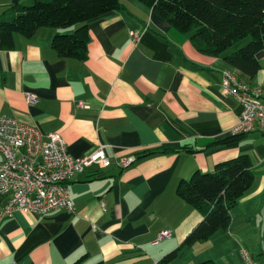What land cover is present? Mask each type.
Masks as SVG:
<instances>
[{
	"label": "crops",
	"instance_id": "crops-1",
	"mask_svg": "<svg viewBox=\"0 0 264 264\" xmlns=\"http://www.w3.org/2000/svg\"><path fill=\"white\" fill-rule=\"evenodd\" d=\"M15 3L0 0V16ZM121 3L89 22L84 60L61 57L52 47L55 34L77 26L41 27L32 37L16 34L15 47L0 50V115L36 125L44 134L60 133L73 157L104 145L114 162L108 168L92 166L69 181L74 211L61 207L44 215L18 210L2 215L8 197L0 192V264H74L85 255L86 264H159L178 249L169 264L217 259L212 244L229 238L221 230L207 241L183 246L203 216L177 193L180 182L248 154L255 178L236 206L253 213L254 201L264 197V131L208 147L232 135L243 109L225 93L223 71L230 69L257 87L264 83V53L258 55L263 69L251 77L230 67L223 55L197 50L190 33L180 32L144 2ZM27 93L37 100L29 103ZM165 146L199 151L155 153L127 167L116 164L124 156ZM164 229L171 235L154 244ZM239 246L243 253L246 248Z\"/></svg>",
	"mask_w": 264,
	"mask_h": 264
},
{
	"label": "trees",
	"instance_id": "trees-1",
	"mask_svg": "<svg viewBox=\"0 0 264 264\" xmlns=\"http://www.w3.org/2000/svg\"><path fill=\"white\" fill-rule=\"evenodd\" d=\"M182 33H190L200 52L224 56L225 62L251 77L263 69L258 55L264 52V0H140ZM121 0H17L0 16V50L15 47L16 34L32 37L41 27L74 30L55 34L52 47L65 58L84 60L88 54L89 22L120 9ZM250 40L243 43V40ZM230 49H233L229 52ZM232 134L208 147L240 140ZM207 147V148H208ZM197 152L193 147L165 146L143 151L138 158L155 153ZM255 174L248 154H240L217 164L213 171H196L183 180L177 193L203 216L185 237L183 246L209 240L219 230H228L232 209L251 189ZM179 250V249H178ZM178 250L167 253L159 264H169ZM86 255L74 264H86ZM197 264H218L213 259Z\"/></svg>",
	"mask_w": 264,
	"mask_h": 264
},
{
	"label": "built area",
	"instance_id": "built-area-1",
	"mask_svg": "<svg viewBox=\"0 0 264 264\" xmlns=\"http://www.w3.org/2000/svg\"><path fill=\"white\" fill-rule=\"evenodd\" d=\"M135 40L139 35L132 33ZM223 88L241 103L243 109L232 134L264 131V83L251 87L238 79L230 69L223 71ZM27 101L34 103L36 95L27 93ZM81 105L84 103L81 101ZM0 192L8 200L2 215L14 211L47 214L57 208L74 211L69 181L92 166L108 168L114 162L106 154L104 145L80 157H73L60 133L44 134L36 125L20 122L13 116L0 115ZM138 159L133 153L119 159L116 164L127 167ZM171 235V230H161L154 244ZM249 264L254 263L249 252L243 249Z\"/></svg>",
	"mask_w": 264,
	"mask_h": 264
},
{
	"label": "rangeland",
	"instance_id": "rangeland-1",
	"mask_svg": "<svg viewBox=\"0 0 264 264\" xmlns=\"http://www.w3.org/2000/svg\"><path fill=\"white\" fill-rule=\"evenodd\" d=\"M247 37L243 40L246 43ZM254 205V206H253ZM253 213L244 211L246 206L238 205L232 210V224L228 231L221 230L220 233L229 234L227 241L218 242L212 247L217 252L218 264H249L240 250L242 244L249 252L256 264H264V197L260 195L254 201ZM216 236L214 241H219ZM233 240L235 242H233Z\"/></svg>",
	"mask_w": 264,
	"mask_h": 264
},
{
	"label": "water",
	"instance_id": "water-1",
	"mask_svg": "<svg viewBox=\"0 0 264 264\" xmlns=\"http://www.w3.org/2000/svg\"><path fill=\"white\" fill-rule=\"evenodd\" d=\"M264 52H261L260 54H259V56H261V54H263Z\"/></svg>",
	"mask_w": 264,
	"mask_h": 264
}]
</instances>
